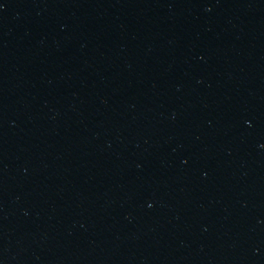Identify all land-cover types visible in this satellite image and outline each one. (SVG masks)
<instances>
[{"label": "water", "instance_id": "1", "mask_svg": "<svg viewBox=\"0 0 264 264\" xmlns=\"http://www.w3.org/2000/svg\"><path fill=\"white\" fill-rule=\"evenodd\" d=\"M0 264H264V0H0Z\"/></svg>", "mask_w": 264, "mask_h": 264}]
</instances>
